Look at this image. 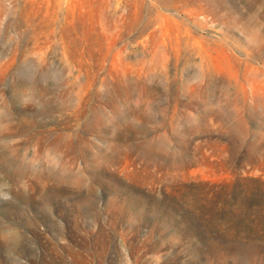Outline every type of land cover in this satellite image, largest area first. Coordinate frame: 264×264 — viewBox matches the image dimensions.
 Here are the masks:
<instances>
[{
    "label": "rangeland",
    "instance_id": "1",
    "mask_svg": "<svg viewBox=\"0 0 264 264\" xmlns=\"http://www.w3.org/2000/svg\"><path fill=\"white\" fill-rule=\"evenodd\" d=\"M0 264H264V0H0Z\"/></svg>",
    "mask_w": 264,
    "mask_h": 264
}]
</instances>
